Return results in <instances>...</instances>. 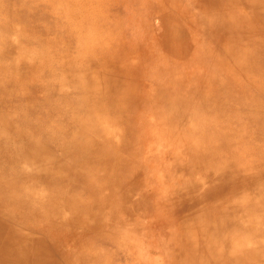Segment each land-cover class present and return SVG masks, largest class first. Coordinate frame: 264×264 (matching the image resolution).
<instances>
[{
  "label": "rangeland",
  "instance_id": "374dc122",
  "mask_svg": "<svg viewBox=\"0 0 264 264\" xmlns=\"http://www.w3.org/2000/svg\"><path fill=\"white\" fill-rule=\"evenodd\" d=\"M4 234L24 264H264V0H0Z\"/></svg>",
  "mask_w": 264,
  "mask_h": 264
},
{
  "label": "bare ground",
  "instance_id": "6f19581e",
  "mask_svg": "<svg viewBox=\"0 0 264 264\" xmlns=\"http://www.w3.org/2000/svg\"><path fill=\"white\" fill-rule=\"evenodd\" d=\"M115 94V93H114ZM83 136V135H82ZM81 136V137H82ZM84 138V137H83ZM85 138H88V137H86L85 136ZM82 139V138H81ZM85 141V140H84ZM89 143H90V141H89ZM24 147V146H23ZM23 147H20L19 149H17V159L19 160V161H21V162H23L22 161V159L26 162V161H29L30 163L32 162V164L34 165V161H35V164H42V166H45L46 164H45V161H43V159H42V157H40L39 156V154L37 153V151H36V149H34V141H32L31 143H30V146L28 147V148H26L25 150L23 149ZM21 150H24V151H21ZM83 150H86L87 152H90L89 150H88V145L86 146H84V147H81V146H79V144L74 140V142L72 141V142H69L68 143V145H66L65 146V153L67 154V155H70V154H72V153H74V154H76L77 156L79 155V156H81V158L80 159H78L77 158V160L79 161V162H77L76 164H70V165H67L68 166V168H70L72 171H74L76 174H77V170H78V168L79 167H85V168H87L88 166H89V164H90V162H94L95 161V156L92 154L91 156H90V153L88 154L87 152H85V151H83ZM23 155H26V157L24 158L23 157ZM86 157L88 158V160L87 161H85L86 160ZM22 158V159H21ZM58 161V163L56 164V167L57 166H61L62 167V163L60 162V160H57ZM85 162H87V164L86 165H84V166H81V164H83V163H85ZM67 164V163H66ZM65 164V165H66ZM236 191V190H235ZM6 193V192H5ZM10 195V194H9ZM12 195V194H11ZM3 198V197H2ZM6 198V197H5ZM18 199V198H17ZM188 201V200H187ZM197 201V200H196ZM214 202V201H213ZM188 204V203H187ZM209 205V204H208ZM219 205V204H218ZM187 210V209H186ZM179 214H181V213H179ZM223 217V216H222ZM227 218V217H226ZM230 223V222H229ZM0 239H2V240H0V246L1 245H3L4 243H5V245H9V244H15V243H17V242H15L14 241V238L11 236V235H0ZM208 240H209V238H207ZM241 244V243H240ZM231 245H233V244H231ZM240 247V246H239ZM17 248V247H16ZM215 255V254H214ZM18 253H11V254H8V255H0V264H3V261L2 260H5L8 264H24L18 257ZM183 258V257H182ZM177 260H178V258H177ZM176 260V261H177ZM180 260H182V259H180ZM185 260H187V257H186V259ZM183 261H184V259H183ZM189 261H191V260H189ZM196 261V260H195ZM186 262V261H185ZM191 263H195V262H192L191 261ZM197 263V262H196ZM208 263H210V262H208ZM182 264H184L183 262H182ZM200 264H202V263H200Z\"/></svg>",
  "mask_w": 264,
  "mask_h": 264
}]
</instances>
